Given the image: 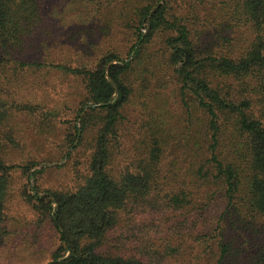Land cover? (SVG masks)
Here are the masks:
<instances>
[{
  "label": "trees",
  "instance_id": "1",
  "mask_svg": "<svg viewBox=\"0 0 264 264\" xmlns=\"http://www.w3.org/2000/svg\"><path fill=\"white\" fill-rule=\"evenodd\" d=\"M44 1L0 0L1 73L46 66L17 60L44 32ZM154 1L133 14L130 61L53 64L87 96L65 154L82 166L78 182L41 191L31 180L44 168H19L25 201L57 234L47 264H264V0H187L183 12ZM160 33L170 35L151 50ZM136 66L143 79L167 72L178 107L146 108L129 142L122 111ZM9 112L0 81V128ZM3 150L0 136V243L14 169Z\"/></svg>",
  "mask_w": 264,
  "mask_h": 264
},
{
  "label": "rangeland",
  "instance_id": "2",
  "mask_svg": "<svg viewBox=\"0 0 264 264\" xmlns=\"http://www.w3.org/2000/svg\"><path fill=\"white\" fill-rule=\"evenodd\" d=\"M147 3L148 0H45L44 32L32 40L17 60L46 66L19 68L12 63L0 72L10 107L9 119L0 128V136L4 158L14 168L6 211L8 234L0 243V264H47L58 246L49 219L40 220L25 201L23 193L27 194L31 186L19 168L27 165H37L36 171L44 168L36 181L31 180L41 191H66L78 182L82 169L75 155L71 159L65 154L70 150L77 112L86 101L84 82L53 64L75 67L82 61L96 62L108 53L130 61L128 53L136 41L133 14ZM184 3L186 6L187 0H177L172 6L177 8ZM168 35L160 33L151 50L159 49L156 43H162ZM134 69L130 78L134 96L122 111L126 124V128L121 126L122 134L129 142L132 134L139 131L137 125L140 127L146 119V108L152 110L162 100L169 101L173 110L178 107L173 97L175 81L167 72L161 71L157 76L146 73L143 79L140 66ZM11 100L15 105H10ZM94 134L93 131L86 135L76 153L87 151Z\"/></svg>",
  "mask_w": 264,
  "mask_h": 264
}]
</instances>
